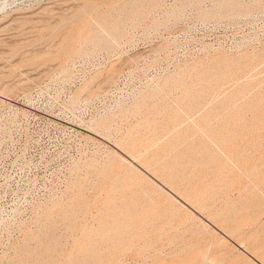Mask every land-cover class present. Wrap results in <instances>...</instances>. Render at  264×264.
<instances>
[{"label": "rangeland", "instance_id": "obj_1", "mask_svg": "<svg viewBox=\"0 0 264 264\" xmlns=\"http://www.w3.org/2000/svg\"><path fill=\"white\" fill-rule=\"evenodd\" d=\"M0 95V264H264V0H0Z\"/></svg>", "mask_w": 264, "mask_h": 264}, {"label": "bare ground", "instance_id": "obj_2", "mask_svg": "<svg viewBox=\"0 0 264 264\" xmlns=\"http://www.w3.org/2000/svg\"><path fill=\"white\" fill-rule=\"evenodd\" d=\"M3 3V2H2ZM6 3V2H5ZM1 96V95H0ZM2 98H3V96H1ZM0 97V98H1ZM260 135V134H259ZM138 209V208H137ZM131 228V227H130ZM132 229V228H131ZM143 234V233H142ZM245 235V234H244ZM247 236H249V235H247ZM134 237V236H133ZM247 238V237H246ZM241 239H243V237L241 238ZM252 240V239H251ZM242 241V240H241ZM246 242V241H245ZM248 242V241H247ZM252 243V242H251ZM252 245H255V244H252ZM256 246V245H255ZM258 246V245H257ZM253 249V248H252ZM205 250V249H204ZM211 250V249H210ZM260 250H261V247H260ZM204 252V251H203ZM206 252V251H205ZM199 253H201V252H199ZM212 253V252H211ZM215 253V252H214ZM257 253V252H256ZM255 253V254H256ZM203 254V253H202ZM196 255V254H195ZM223 255V254H222ZM194 256V255H193ZM197 256H199V255H197ZM196 256V257H197ZM203 257H204V259H203V263H205V264H217V261H216V263L215 262H213L212 260H210L209 258L211 257V255H210V257L208 256H204V255H202ZM188 258V257H187ZM194 259V258H193ZM216 259V258H215ZM196 260H197V258H196ZM196 260H194V261H196ZM77 261H79V260H77ZM190 261H191V259H190ZM189 262V261H188ZM201 263V262H200ZM223 263V262H222ZM197 264V263H196Z\"/></svg>", "mask_w": 264, "mask_h": 264}]
</instances>
